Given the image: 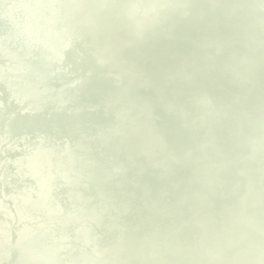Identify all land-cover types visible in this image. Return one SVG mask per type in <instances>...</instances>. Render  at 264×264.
<instances>
[{
  "label": "water",
  "instance_id": "1",
  "mask_svg": "<svg viewBox=\"0 0 264 264\" xmlns=\"http://www.w3.org/2000/svg\"><path fill=\"white\" fill-rule=\"evenodd\" d=\"M240 1V5L234 6ZM226 3L235 9L218 11L216 4ZM77 4L76 0L75 3L74 0H0V110L8 116H0V244L5 246L0 251L1 263L63 264L57 258L62 252L71 253L69 264H114V258L127 263V252L119 249L117 257H110V248L107 249L111 243L107 231L118 232L114 220L119 201H123V198L110 201L112 187L121 186L119 180L141 164L132 181L139 193L126 201L121 210L129 217L126 213L137 202L136 211L140 216L141 212H147L146 204L154 199L153 190L164 185L172 175L188 176L198 172L185 164L196 153L201 162H212L211 171L205 174V184L228 193L238 205L236 214L241 224L229 234L228 240L233 242L231 252L244 249L243 257L248 261L256 257L255 253H262L258 263L263 264L264 235L257 241L252 240L254 245L249 247L243 246L242 236L247 219L264 206L263 172L259 174L258 170L250 168L257 147L264 146V136L261 138L255 132V122L250 123L254 133L249 138L238 135L235 148L229 149L222 141L230 138L227 126L244 123L249 110L256 105L253 103L244 116L226 107L222 114L204 90L224 76L225 64L221 65V61L232 56L229 49L239 41L236 33L246 39L250 37L251 44L262 41L264 46V0H204L203 3L196 0H108L105 10L103 7L74 16ZM208 24L215 28L216 40L201 37V27L210 28ZM161 28L167 37L157 33ZM96 39L99 50L92 47ZM257 46L250 56L254 62H259L257 54L261 45ZM207 51L212 55L206 57ZM130 53L141 57L140 64L133 55L129 57ZM88 57L93 60L92 66L87 63ZM245 62L241 65L247 64ZM85 66L93 68L86 71ZM227 67L233 69L228 63ZM191 68L194 71L189 72ZM29 75H33L32 82L26 78ZM135 80H141V89L133 99L143 110L132 104L124 120L121 116H115L116 119L107 116L106 94L113 92L123 98ZM97 81L103 95L92 106L87 99L93 96ZM241 84L244 90L248 89L247 83L241 81ZM31 86L35 87L30 95L23 92ZM172 87L177 94L174 95ZM231 89L229 84L222 88L229 95ZM167 98L170 99L163 102ZM151 99L160 100L149 103ZM182 99L190 101L186 108L190 117L181 134H188L202 117L215 124L212 131L202 136L198 146L176 153L168 144L173 140L157 130L153 110L162 112L173 122L178 121L171 111ZM201 101L206 105L198 109L195 104ZM55 113L61 119L54 124L52 132L37 128L28 132L17 123L19 119L50 120ZM77 116L107 118L114 123L111 129H101L93 123L83 127L73 121ZM66 118H71L70 125ZM62 128L75 131L79 142L68 135L58 136ZM85 142H92L84 146L86 155L79 149L80 143ZM212 149L221 154L220 162L215 164ZM226 174L233 175L234 179L223 184L221 178ZM149 177L154 183L145 188ZM90 186L95 193L92 191L87 196L84 192ZM31 192L36 193L35 197ZM212 195L211 191L197 199L209 206L208 197ZM213 197L217 199L219 195ZM41 201L47 203L46 215L53 214L60 206L66 219L64 227L74 228L75 234L69 237L65 231L63 241L58 244L59 254L52 253L53 249L47 245L56 243L57 239H47L45 245L41 244L43 240L35 231L36 216L27 214ZM100 203L108 208L97 210ZM229 212L219 223L220 229L229 230L223 222L229 219ZM25 213L26 217L19 222ZM200 215L195 217L202 223ZM188 222L190 218L185 217L181 224ZM260 222H264L263 219L256 220L257 225ZM202 228L207 230L204 223ZM208 234L207 230L203 238ZM159 243L163 247L169 244L167 241ZM200 245L198 242L190 247L188 256L199 255ZM246 249H254L255 253ZM15 252L20 253L18 262H13ZM75 254L80 259H73ZM188 256L185 254V259Z\"/></svg>",
  "mask_w": 264,
  "mask_h": 264
},
{
  "label": "bare ground",
  "instance_id": "2",
  "mask_svg": "<svg viewBox=\"0 0 264 264\" xmlns=\"http://www.w3.org/2000/svg\"><path fill=\"white\" fill-rule=\"evenodd\" d=\"M78 1L77 7L73 10L74 16H79L84 13L92 12L97 9L103 10L106 8V3L108 0H76ZM179 1V0H173ZM200 3H203L204 0H196ZM75 3V0H74ZM240 2H237L236 5H240ZM218 11L231 12L235 7L226 4H216ZM76 6V5H75ZM253 7V3H251ZM102 10V11H103ZM224 13V12H223ZM207 26L203 25L201 27V37L209 38L216 40V30L208 24ZM216 33H215V32ZM158 34H161L162 37H167L168 34L164 29H159ZM233 33V32H231ZM239 41L235 46L231 47L230 54L232 56H226L222 61L221 65L225 64V69L223 70L224 76L220 78L217 84L213 86L205 87L204 92L207 94L217 108L218 112L222 114L225 113L223 107L230 108L232 112L236 114H241L244 116L248 108L254 103L256 105L255 109H250L248 112V118L244 123L239 122L235 126L228 125L230 138L227 140H222L225 146H228L229 149L236 147L235 139L238 135H243L246 138L251 136L250 123L256 122L255 132L261 136H264V46L263 42L259 41L257 44H251V38H245L243 34H235ZM200 43L202 40H199ZM95 44L94 49L99 50V43L97 39L93 41ZM257 45H261V50L257 54L258 61H253L250 57L255 50H257ZM161 49V47H159ZM133 55L134 59L138 64L141 62V57L135 53H130L129 57ZM212 55L210 51L206 52V57ZM251 59L253 62H251ZM247 62L244 66L241 65L243 62ZM93 60L88 57L87 63H90L91 66ZM245 62V63H246ZM227 63L232 66L233 69H228ZM86 71L91 70L93 67H84ZM40 71V70H39ZM39 71H36L37 73ZM194 71V68H191L189 72ZM42 72V71H41ZM254 72V74H252ZM148 73V72H147ZM34 75V74H33ZM33 75L26 77L29 81H33ZM203 76V75H201ZM202 78V77H201ZM247 83L248 89L244 90L242 87L241 81ZM140 81H132L129 87L128 95L120 98L117 93L109 92L106 94V103L108 104V113L107 116H111L116 119L115 116H121L120 119L124 120L127 118L128 107L132 104L136 105L138 108L143 110V107L138 104V102L133 99L136 92L141 89ZM99 81H97L95 88H93V96L88 97L87 103L89 105H95L94 103L100 99L103 95L102 89L99 86ZM229 84L231 89V95L222 90L223 86ZM33 87L29 89H24L27 95L33 90ZM88 88V86L86 87ZM174 91V95L177 94L174 87L171 88ZM170 98L163 99V102H167ZM160 99H151L149 103H154ZM223 101V102H222ZM14 106H17V103L10 101ZM209 103V101L207 102ZM28 105H34L28 104ZM190 105V101L187 99H182L181 104L174 108L171 113L172 116L179 118L178 121L173 122L168 116L163 114L158 110H153L156 116L155 125L159 133L167 136L172 143L168 142L171 151L176 153H183L189 147L198 146L201 142L202 136L206 133L212 131L213 121H209L206 117L198 122L196 126H191L188 134H181V130L186 128V122L189 121L190 112L186 108ZM206 105L204 102L196 103L195 106L199 109L202 106ZM205 111V110H204ZM220 116L221 114L218 113ZM0 116L8 117L7 114L3 111ZM61 119V116L58 113L52 115L50 120L46 119H34V121H25L23 119L18 120V126L26 129L28 132L33 131L34 129L46 130V132H52V128L55 126L56 122ZM67 119V118H66ZM65 119V120H66ZM71 118H68L66 121L68 125L71 124ZM77 124L85 127L89 123L99 125L101 129H111L113 121L107 118H84L76 117L73 120ZM227 122V120H225ZM247 122V123H246ZM16 126V124H14ZM248 125V128H247ZM114 126H117L114 124ZM17 130V129H16ZM58 136L68 135L73 141L79 142L78 135L75 131L68 130L66 128L59 129L57 132ZM92 142L80 143L81 153L86 155L85 147L89 146ZM211 151L213 164L220 162L221 154H218L219 151ZM225 153V152H223ZM196 153H193L192 157L187 160L185 164L189 167H195L198 171L197 173H192L188 176H183L182 174L172 175L167 181L164 182V185H161L158 189H154L155 197L146 204V211L141 212V215L138 216L137 209L139 204L134 202L132 210H129L126 217L121 210L124 208L126 201H131L133 196L138 195L139 191L137 188H134L132 185L135 180L137 171L139 170L141 164L137 165L132 172L121 178V186L112 187L113 191L110 195V201L114 202L123 198V201H119L117 206V216H115L114 222L118 224V232L107 231L110 236L109 241L110 245L107 246V249L110 248V257H117L120 253L119 249L125 251L129 255V261L126 263L124 260L114 258V264H205V262L210 261L211 264H259V256L262 253H255L254 249H246L249 253H255L256 257H252L250 261L245 260L243 257L244 249H237L231 252L233 248V242L229 239V234H232V230L240 225V218L237 216L236 212L238 205L234 202L233 198L228 193H221L217 190L218 188H211L205 184V174L210 172V167L212 166L211 161H203ZM253 164L250 168H255L258 170V173L263 172L264 175V146H258L256 150V156L254 157ZM209 160V159H208ZM155 175L157 172H152ZM234 179L233 175H227L221 178L223 184H228ZM154 183L153 180H150V177L146 179L144 185L145 188L150 187ZM170 183H172L170 185ZM174 184V187H173ZM142 187V186H141ZM57 189V188H56ZM181 190L177 193L175 190ZM95 191L90 186L84 193L88 195L92 194ZM212 191V196L208 197V205L199 203L197 199L199 195H209ZM35 192L37 189L35 188ZM61 192V191H60ZM219 192L218 194H215ZM35 197L36 193H30ZM219 195L216 199L213 196ZM37 208H33L27 212V214L32 213L36 216L37 224L35 225V231L38 234L39 238L43 240L41 244H46L47 239L55 240L56 243L47 244L50 249H53L52 253L59 254L58 244L63 241V236L65 231L67 236L74 235V228L64 227L65 217L62 215L63 210L58 206L57 210L53 214L46 215L47 203L42 201L37 204ZM108 205L99 204L97 210H106ZM142 208H140L141 210ZM143 210V209H142ZM149 210V211H148ZM156 210L159 212L156 213ZM209 210V211H208ZM236 210V211H235ZM229 212V219L223 221L229 230H224L219 228V223L227 212ZM200 215V221L206 225V228L209 232L204 238L207 230L202 228V223H200L195 216ZM26 217V213L22 215L18 221H23ZM190 218V222L187 224H181V221H184V218ZM44 219L42 221V219ZM157 218V219H156ZM192 218V219H191ZM264 221V206L261 210H257L255 216L247 219V223L243 227V236L242 239L245 242L244 247H249L254 245L252 240L257 241V238L264 235V222L256 224V220ZM51 221V222H46ZM259 223V222H258ZM259 226H262L260 228ZM203 231L202 234L199 232ZM175 233V234H173ZM200 234V235H199ZM203 238V240H202ZM162 241H167L169 244H164V247L159 243ZM204 244L202 245V242ZM122 242V243H121ZM198 242H201L197 252L199 255L194 257L188 256V251L190 247H193ZM119 246H118V245ZM242 246V247H243ZM0 244V251L4 249ZM70 254L62 252L57 258H60L63 261V264H69ZM185 254L188 258L185 259ZM20 253L15 252L12 254L13 262H18ZM78 255V254H77ZM75 254V260L80 259L79 256ZM2 260L0 259V264ZM264 264V263H263Z\"/></svg>",
  "mask_w": 264,
  "mask_h": 264
}]
</instances>
